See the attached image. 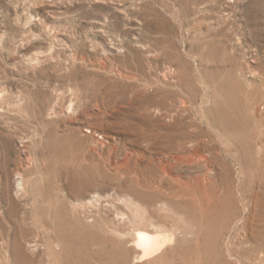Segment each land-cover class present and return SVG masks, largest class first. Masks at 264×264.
Here are the masks:
<instances>
[{
    "label": "rangeland",
    "instance_id": "rangeland-1",
    "mask_svg": "<svg viewBox=\"0 0 264 264\" xmlns=\"http://www.w3.org/2000/svg\"><path fill=\"white\" fill-rule=\"evenodd\" d=\"M0 264H264V0H0Z\"/></svg>",
    "mask_w": 264,
    "mask_h": 264
},
{
    "label": "bare ground",
    "instance_id": "bare-ground-1",
    "mask_svg": "<svg viewBox=\"0 0 264 264\" xmlns=\"http://www.w3.org/2000/svg\"><path fill=\"white\" fill-rule=\"evenodd\" d=\"M175 240L173 235H164L162 233H152L149 230L138 231L136 235L137 248L142 252L143 257H149L160 251L166 244Z\"/></svg>",
    "mask_w": 264,
    "mask_h": 264
}]
</instances>
